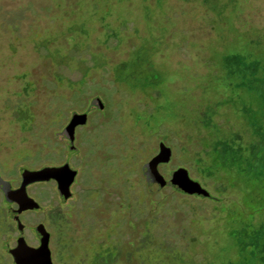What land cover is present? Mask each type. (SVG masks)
Masks as SVG:
<instances>
[{
  "label": "rangeland",
  "instance_id": "obj_1",
  "mask_svg": "<svg viewBox=\"0 0 264 264\" xmlns=\"http://www.w3.org/2000/svg\"><path fill=\"white\" fill-rule=\"evenodd\" d=\"M234 136L264 145V0H0V177L77 172L63 206L50 183L31 212L0 192V264L17 221L29 244L43 225L53 264H264V162L207 169ZM161 143L160 176L184 168L216 200L146 176Z\"/></svg>",
  "mask_w": 264,
  "mask_h": 264
},
{
  "label": "water",
  "instance_id": "obj_2",
  "mask_svg": "<svg viewBox=\"0 0 264 264\" xmlns=\"http://www.w3.org/2000/svg\"><path fill=\"white\" fill-rule=\"evenodd\" d=\"M102 106L103 104L100 99L95 98L91 101L87 111L89 112L94 108H102ZM86 123L87 113H72L69 122L61 133L68 141L69 150H75L74 140L76 128L83 127ZM170 157V149L162 143L159 144L158 153L143 165V172L160 186L171 188L181 195L215 200L199 182L190 178L188 171L184 168H178L171 172L168 179L162 178L157 168L159 165L167 164ZM76 175L77 172L71 169L68 163L60 166H45L36 170L22 169L20 171L21 182L16 190H11L9 183L2 180L1 177L0 188L5 201L19 205V210H33L40 208V206L32 198L27 196L26 189L28 186L54 181L59 197L65 201L71 196L70 187ZM17 228L19 237L16 241V246L8 250L12 258V264H53L49 249V234L43 225L35 227V233L39 240L37 247L27 245L22 232L23 226L19 221H17Z\"/></svg>",
  "mask_w": 264,
  "mask_h": 264
},
{
  "label": "trees",
  "instance_id": "obj_3",
  "mask_svg": "<svg viewBox=\"0 0 264 264\" xmlns=\"http://www.w3.org/2000/svg\"><path fill=\"white\" fill-rule=\"evenodd\" d=\"M205 123L206 125H210L207 120ZM263 146V142L260 139H255L246 146L241 144L237 136L228 138L227 140L224 138L219 141L217 140L210 145L209 151L212 160L207 169L208 171L213 168H218L223 171L234 169L237 174L241 173L243 165L247 170L249 166L253 169L256 167L255 162H258L259 165L264 162ZM5 204L7 203L5 202Z\"/></svg>",
  "mask_w": 264,
  "mask_h": 264
},
{
  "label": "flooded vegetation",
  "instance_id": "obj_4",
  "mask_svg": "<svg viewBox=\"0 0 264 264\" xmlns=\"http://www.w3.org/2000/svg\"><path fill=\"white\" fill-rule=\"evenodd\" d=\"M76 130H77V128H76ZM75 130V131H76ZM64 138V137H63ZM65 139V138H64ZM65 141L68 143V141H67V139H65ZM73 152V151H72ZM58 166H60V165H58ZM77 176V175H76ZM147 176V175H146ZM76 178V177H75ZM20 182H21V177H20V181H19V183H17L16 185H13V184H11L10 182H8L9 183V185H10V188H11V190H16L18 187H19V185H20ZM47 183H50V184H53L54 185V187H55V190H56V193H57V196L59 197V194H58V192H57V186H56V183L54 182V181H49V182H47ZM30 186H32V185H30ZM29 187V186H28ZM28 187H27V189H28ZM27 189H26V192H27V196L28 197H30L29 196V194H28V191H27ZM0 192H1V194H2V196H3V200L5 201V199H4V195H3V192H2V190H1V188H0ZM31 198V197H30ZM59 200H60V203H61V206H63L69 199H67V200H65V201H63L60 197H59ZM9 206H15L16 208H19L20 206L19 205H17V204H15V203H8L7 201H5ZM36 210H39V208L38 209H33V210H26V211H36ZM18 213V212H17ZM39 225V224H38ZM35 227L36 226H34L32 229H31V234H32V238H33V244H29L28 242H27V239H26V235H25V233H24V231H25V228L23 227V230H22V232H23V234H24V239H25V241H26V243H27V245H29V246H31V247H37L38 245H39V240H38V238H37V236H36V233H35ZM18 237H19V232H18V236H17V238L15 239V246H16V241H17V239H18ZM49 243H50V235H49ZM14 246V247H15ZM13 247V248H14ZM12 259V258H11Z\"/></svg>",
  "mask_w": 264,
  "mask_h": 264
}]
</instances>
